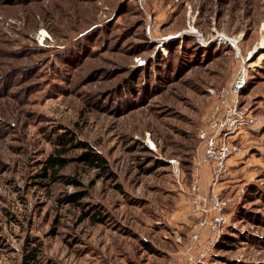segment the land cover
<instances>
[{
	"label": "rangeland",
	"instance_id": "1",
	"mask_svg": "<svg viewBox=\"0 0 264 264\" xmlns=\"http://www.w3.org/2000/svg\"><path fill=\"white\" fill-rule=\"evenodd\" d=\"M263 39L264 0H0V264H186L209 91L245 63L263 113ZM233 140L229 246L202 264H264V127Z\"/></svg>",
	"mask_w": 264,
	"mask_h": 264
},
{
	"label": "built area",
	"instance_id": "2",
	"mask_svg": "<svg viewBox=\"0 0 264 264\" xmlns=\"http://www.w3.org/2000/svg\"><path fill=\"white\" fill-rule=\"evenodd\" d=\"M249 71L245 63L237 72L234 80L221 91L209 92L219 101L210 111L207 128L199 131L203 143V154L195 160L193 176L187 188L190 202L188 212L192 218L191 243L186 247L188 264H202L214 252L229 225L227 207L230 198L222 197L220 188L229 181V161L240 151L232 142L233 137L247 130L264 127V112L257 113L250 104H242L241 91L246 87ZM175 175L180 179V163L172 161ZM211 172L209 185H204V170ZM182 187H186L180 182ZM206 239L202 241L203 235Z\"/></svg>",
	"mask_w": 264,
	"mask_h": 264
},
{
	"label": "trees",
	"instance_id": "3",
	"mask_svg": "<svg viewBox=\"0 0 264 264\" xmlns=\"http://www.w3.org/2000/svg\"><path fill=\"white\" fill-rule=\"evenodd\" d=\"M257 112V111H255ZM257 113H260V112H257ZM207 128V127H206ZM248 131V130H247ZM245 132V131H244ZM242 132V133H244ZM63 137H61V141H62ZM73 139H69V140H63V144H67L68 142H72ZM232 142L235 144L236 142L234 140H232ZM82 146V149L85 150L86 152H84L81 157L79 158V160L84 163L85 165H87L89 168H99L101 170H104V171H107L108 170V166H107V161L106 159H104L101 155L97 154L94 149L89 145V144H81ZM60 153L61 152H65L66 150H58ZM194 163L195 161L193 162L192 166H191V169L189 170V176H188V180H189V183L191 182V179H192V176H193V168H194ZM46 166L45 168L42 169V173L41 174H38V176H41V177H47L48 175V171L51 169L53 171H56L57 169L59 168H64L67 166L68 164V160L65 159V158H62L61 156H56V155H52L50 156L46 162H45ZM229 165V170L230 169V164ZM230 177H231V172H230ZM229 177V181L227 183H225L219 190V193L221 194V196H225V195H222L223 194V190L224 188L229 184V182H231V179ZM83 194H75V195H71L67 198V200H69L70 202L72 203H75V204H80V200L83 198ZM189 202H190V198H189ZM187 213V212H186ZM188 215V213H187ZM189 216V215H188ZM103 221V219H100V222ZM192 224L189 225V234L187 236V240H188V243L186 244V247L191 243V229H192V226H193V222H191ZM206 234L203 235L202 237V241H204L206 239ZM227 239L228 237H225L219 244H217L216 248L217 249H223L225 246H229L228 245V242H227ZM146 246L150 249L149 245L146 244ZM215 248V249H216ZM186 249V248H185ZM215 251V250H214ZM210 257V256H209ZM36 257H35V254L34 253H31V254H28L27 256H25V263H31L32 260H34ZM28 259V260H27ZM208 260V259H207ZM206 260V261H207ZM186 264H188V260L186 261Z\"/></svg>",
	"mask_w": 264,
	"mask_h": 264
},
{
	"label": "bare ground",
	"instance_id": "4",
	"mask_svg": "<svg viewBox=\"0 0 264 264\" xmlns=\"http://www.w3.org/2000/svg\"><path fill=\"white\" fill-rule=\"evenodd\" d=\"M192 32H193V30H192ZM226 39H230L229 37L228 38H226L225 37V40ZM238 41L237 40H232V46H234V47H236L237 49H238ZM262 47L264 48V39H263V41H262Z\"/></svg>",
	"mask_w": 264,
	"mask_h": 264
},
{
	"label": "crops",
	"instance_id": "5",
	"mask_svg": "<svg viewBox=\"0 0 264 264\" xmlns=\"http://www.w3.org/2000/svg\"><path fill=\"white\" fill-rule=\"evenodd\" d=\"M257 109V108H256ZM231 160V159H230ZM230 162V161H229ZM208 170H207V168L204 170V173H205V176H206V179H209L208 177H207V175H208V172H207ZM207 173V174H206ZM205 178V177H204ZM188 213V215L190 216V213L189 212H187Z\"/></svg>",
	"mask_w": 264,
	"mask_h": 264
}]
</instances>
